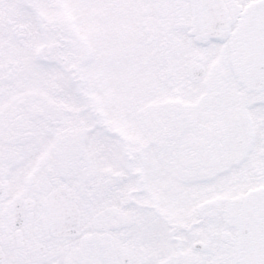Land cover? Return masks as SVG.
<instances>
[{
  "label": "snow or ice",
  "instance_id": "6c2138e0",
  "mask_svg": "<svg viewBox=\"0 0 264 264\" xmlns=\"http://www.w3.org/2000/svg\"><path fill=\"white\" fill-rule=\"evenodd\" d=\"M0 264H264V0H0Z\"/></svg>",
  "mask_w": 264,
  "mask_h": 264
}]
</instances>
